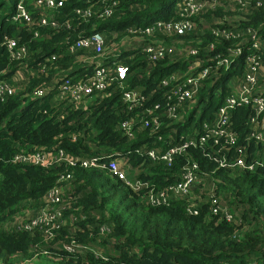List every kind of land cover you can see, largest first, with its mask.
<instances>
[{
    "label": "trees",
    "instance_id": "1",
    "mask_svg": "<svg viewBox=\"0 0 264 264\" xmlns=\"http://www.w3.org/2000/svg\"><path fill=\"white\" fill-rule=\"evenodd\" d=\"M18 1L0 0V80L15 88L0 99V264H264V139L250 138L264 128V110L256 115L251 104L230 110L226 127L237 137L233 147L220 148L210 139L188 146L170 164L145 153L161 155L200 136L205 123H215L219 107L248 70L251 53L260 60L253 93L264 99V0H207L190 15L180 14L183 0H61L56 8L22 0L30 23L13 19ZM85 9L88 16L77 13ZM158 20L172 21L171 26L188 20L191 28L150 35L131 31ZM95 32L104 36L103 50L111 49L101 63L112 79L80 101L60 98L64 79L84 80L93 73L99 58L94 49L69 53L68 47ZM4 36L25 46L21 59L10 57ZM158 43L173 51L152 60L144 47ZM238 46L242 51L229 57L228 66L217 64L215 54L228 57V49ZM196 63L200 67L192 69ZM115 64L126 67L124 79L116 78ZM204 66L209 71L196 94L177 107L176 118L170 116L171 89ZM131 90L144 99L125 103L123 94ZM153 117L159 126L145 127ZM125 120L133 121L131 136L121 128ZM236 146H244L251 169L219 165L235 160ZM60 149L78 161L126 157L129 175L148 186L134 191L107 169L79 162L13 160L17 154L53 155ZM187 164L196 165V179L185 194L176 193ZM55 184L63 208L58 227L46 238L39 228L22 225L49 206L46 193ZM151 192L163 193L166 201L152 203ZM74 244L83 247L66 248Z\"/></svg>",
    "mask_w": 264,
    "mask_h": 264
},
{
    "label": "built area",
    "instance_id": "2",
    "mask_svg": "<svg viewBox=\"0 0 264 264\" xmlns=\"http://www.w3.org/2000/svg\"><path fill=\"white\" fill-rule=\"evenodd\" d=\"M207 0H183L180 7L181 15H190L196 11L201 4H205ZM213 0H209L208 4H212ZM34 4L38 7L45 8H56L62 5L61 0H34ZM90 9H85L84 11L77 10V13L83 14L84 16L89 15ZM109 15V12L106 13ZM14 20L22 19L26 23L32 21L29 13L23 5L22 0L18 1L16 4V13L13 16ZM41 25H46L47 20L45 17H41L39 20ZM172 21H161L158 20L153 24L147 25L144 29H133L132 32L140 31L145 34H153L155 30H164L170 32L175 30L177 33H182L184 30L191 28V25L188 20H183L175 23L171 26ZM53 28H57V23L52 22ZM224 32V31H222ZM228 35V34H227ZM253 47H258V42L256 41V36L252 35ZM6 49L8 50L10 57L12 59H21L26 53V48L24 45L17 46L15 39L9 38L7 36L3 37L1 42ZM103 47H104V36L100 32H95L90 36L79 38L73 44L68 47L69 53L75 52L79 48H88L94 49L97 53L96 55L101 57L103 56ZM212 49V46H211ZM144 50L152 60H156L160 57H163L165 54H170L173 51V48L166 47L162 43L156 45H146ZM229 56H222L217 53L213 57L216 59L217 64H224L228 66L230 58L235 55H240L242 49L241 47L229 48ZM197 50L194 48L189 49L190 54H196ZM55 57L52 56V59ZM246 61L248 65V70L244 74L241 81L235 86L232 93H230L226 99L225 103L219 107L217 112V121L215 123H205L203 125V133L197 138L185 139L178 144L169 147L161 155L155 152L152 149H147L145 151L146 155L152 159H161L167 164L172 162V159L175 155L183 152L190 145H203L208 140L212 139L214 144L224 148L225 146L233 147L237 143V137L228 131L227 122L229 118V112L232 108L240 106L242 104H251L255 109V114L262 112L264 110V99L260 95H254L253 90L256 83V72L260 67L259 56L255 53L248 54L246 56ZM200 67V63H196L192 66V69ZM116 78L124 79L126 75V67L123 64H115L113 68ZM208 67H202L197 73L196 76H188L182 82L175 85L169 94L166 97V110L169 115L176 118L177 117V107L181 105L186 100L191 99L197 92L199 82L202 81L208 74ZM108 67L104 66L101 62H96L94 71L90 77L84 80H72L70 78L64 79L58 85V96L60 98H69L74 101H80L87 95L91 94L94 91H102L106 89L109 81L112 79ZM174 76L171 77L173 79ZM163 84H166V81H162ZM15 91V88L11 86L8 82L0 80V99L4 98L6 95H11ZM36 95H42V90H37ZM144 99L143 95L139 91H126L123 94V100L125 103H136ZM158 105H155L154 108H157ZM254 121V119H252ZM132 120H125L121 123V128L126 132L128 136H131L132 129ZM160 122L157 117H153L150 121H145L144 126L147 127L152 125L154 128L159 126ZM250 138L259 142L264 139V128L262 130H253L250 133ZM244 146H236V158L233 162H227V160H221L219 162L220 166H233L238 165L245 169H251L254 166V163L247 164L244 160L243 155ZM106 161H103L98 157H91L90 159H85L78 161L73 157H69L63 150H57L53 155H47L43 152H33L29 154H17L14 156L13 160L22 162V163H31L34 165H46L49 163H66L67 165H74L76 162H79L83 167H95V168H105L112 175L116 176L118 179L123 181L134 191H138L146 188L147 183L141 181L140 179L129 175L127 158L119 156L117 154L107 155ZM128 167V168H127ZM196 165H185L182 173V180L174 187L176 193L185 194L187 190L191 187L193 181L196 179L194 169ZM68 176V175H67ZM64 177L61 175L58 180H62ZM150 199L154 204L164 203L165 195L163 193H150ZM46 200L49 206L43 209L36 216L30 218L25 223H23V228L33 229L39 228L43 231L46 238L51 236V228L58 227V219L61 214L62 206H59L60 203V190L57 184L52 186L46 193ZM213 211L216 213L218 207H213ZM222 216L227 220H231V214L227 210L222 211ZM74 247H83L78 246L77 244L66 246L69 251H73Z\"/></svg>",
    "mask_w": 264,
    "mask_h": 264
},
{
    "label": "rangeland",
    "instance_id": "3",
    "mask_svg": "<svg viewBox=\"0 0 264 264\" xmlns=\"http://www.w3.org/2000/svg\"><path fill=\"white\" fill-rule=\"evenodd\" d=\"M233 7H234V6L231 5V8H233ZM103 51H105V50H103ZM110 52H111V49H107V50L104 52L103 56L99 57V58L96 59L95 61H96V62H101L102 59H103V57L109 55ZM191 105H192V104H190V106H191ZM199 112H200V110L197 111L196 116H198Z\"/></svg>",
    "mask_w": 264,
    "mask_h": 264
}]
</instances>
